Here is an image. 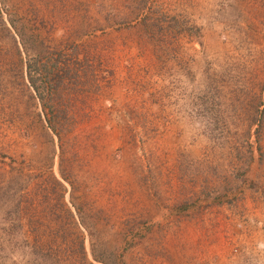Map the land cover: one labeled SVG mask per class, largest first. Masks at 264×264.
Listing matches in <instances>:
<instances>
[{
    "label": "rangeland",
    "instance_id": "rangeland-1",
    "mask_svg": "<svg viewBox=\"0 0 264 264\" xmlns=\"http://www.w3.org/2000/svg\"><path fill=\"white\" fill-rule=\"evenodd\" d=\"M0 155V264H264V0H0Z\"/></svg>",
    "mask_w": 264,
    "mask_h": 264
},
{
    "label": "trees",
    "instance_id": "trees-1",
    "mask_svg": "<svg viewBox=\"0 0 264 264\" xmlns=\"http://www.w3.org/2000/svg\"><path fill=\"white\" fill-rule=\"evenodd\" d=\"M49 111L53 113V109H52V108H51V110H49ZM46 115H47V120H48V122H49L51 125L54 124L53 122L58 121V118H57V116L55 115V113H53V114L47 113ZM1 157H4V156H3V155H0V158H1Z\"/></svg>",
    "mask_w": 264,
    "mask_h": 264
}]
</instances>
